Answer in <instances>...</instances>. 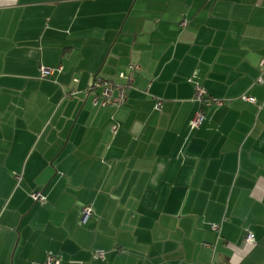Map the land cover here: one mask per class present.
<instances>
[{
  "label": "crops",
  "instance_id": "obj_1",
  "mask_svg": "<svg viewBox=\"0 0 264 264\" xmlns=\"http://www.w3.org/2000/svg\"><path fill=\"white\" fill-rule=\"evenodd\" d=\"M263 61L264 0H0V264H264Z\"/></svg>",
  "mask_w": 264,
  "mask_h": 264
},
{
  "label": "built area",
  "instance_id": "obj_2",
  "mask_svg": "<svg viewBox=\"0 0 264 264\" xmlns=\"http://www.w3.org/2000/svg\"><path fill=\"white\" fill-rule=\"evenodd\" d=\"M187 25V20L182 21V26ZM262 65L264 67V61L262 62ZM62 68H59L61 70ZM136 70L135 66H130V74L126 75L124 72H121V77H127L126 82H115L108 78H96L91 87L88 89L87 93H93L94 95V102L96 104H101V106H120L127 100L128 90L131 87V82L133 81V73ZM55 69L52 68H43V75L49 76L53 74ZM101 90L99 93L98 90ZM205 93L204 90L198 86L196 90V97L198 100H203ZM244 99L254 102L255 98L252 96H245ZM225 101L222 99L212 98L206 101L208 105L217 104L222 105ZM205 110L201 108L197 114L195 115L194 119L192 120V126L198 127L205 118ZM113 132L117 133V126H113L112 128ZM20 178V176H18ZM33 198L36 201H43L45 200V196L42 194V192L38 191L32 194ZM92 215V208L91 207H84L82 210V222L86 223L90 216ZM214 228H217V226H214ZM246 240L249 243H254V235L252 233H249L246 235ZM97 256L103 257L105 255V252L103 250H99L96 252ZM58 262V257L49 254L46 261L43 264H56Z\"/></svg>",
  "mask_w": 264,
  "mask_h": 264
},
{
  "label": "trees",
  "instance_id": "obj_3",
  "mask_svg": "<svg viewBox=\"0 0 264 264\" xmlns=\"http://www.w3.org/2000/svg\"><path fill=\"white\" fill-rule=\"evenodd\" d=\"M96 78H102V77H96ZM96 78H95V79H96ZM95 79H94V80H95ZM108 79H109V78H108ZM111 80H112V79H111ZM113 81H114V80H113ZM127 96H128V95H127ZM37 192H38V191H37ZM34 193H35V192H34ZM42 194H43V193H42ZM43 195H44V194H43ZM32 197H33V196H32ZM45 199H46V197H45ZM34 200H35V199H34ZM53 255H54V254H53ZM55 256H56V255H55ZM47 257H48V256H47ZM57 257H58V256H57Z\"/></svg>",
  "mask_w": 264,
  "mask_h": 264
}]
</instances>
